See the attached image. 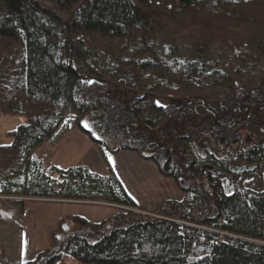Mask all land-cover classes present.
Instances as JSON below:
<instances>
[{
	"label": "trees",
	"instance_id": "obj_1",
	"mask_svg": "<svg viewBox=\"0 0 264 264\" xmlns=\"http://www.w3.org/2000/svg\"><path fill=\"white\" fill-rule=\"evenodd\" d=\"M52 1L65 19L37 0H0V114L24 117L7 132L11 142L0 145V178L10 171L21 177L0 192L138 207L108 164L107 153L123 149L153 160L184 196L160 202L157 216L120 209L90 224L74 215L70 230L61 219L50 246L20 264H56L64 255L77 264H264V172L242 174L232 187L220 173L232 156L205 154L199 140L217 131L211 141L232 143V106L264 93V72H256L264 66V0ZM213 18L251 31L233 38ZM179 29L189 38H177ZM219 43L224 97L200 80ZM85 49L94 67L81 59ZM108 53L113 64L98 66ZM66 107L91 117L93 129L77 125L99 147L109 174L83 164L46 167L33 156L37 145L58 137ZM236 119L238 162L256 156L260 163L261 144L247 153L253 130Z\"/></svg>",
	"mask_w": 264,
	"mask_h": 264
},
{
	"label": "rangeland",
	"instance_id": "obj_2",
	"mask_svg": "<svg viewBox=\"0 0 264 264\" xmlns=\"http://www.w3.org/2000/svg\"><path fill=\"white\" fill-rule=\"evenodd\" d=\"M40 5L49 7L62 19L67 17L64 10L57 9L52 0H37ZM216 28L223 32H230L233 38H240L248 33L249 25L226 22L213 18ZM213 26V25H212ZM177 38L183 40L189 38L190 31L185 29L175 30ZM192 34V33H191ZM108 43H116L117 38L103 37ZM213 59L211 65L207 66L200 77L201 82L208 85L209 89L223 97L225 88L220 84L221 72L224 71L226 60L222 44L214 45ZM86 52V53H85ZM81 55V59L88 65L94 67V61L87 49ZM177 54H182L180 51ZM175 54V55H177ZM174 55V56H175ZM178 57L181 55H177ZM181 56L179 60H183ZM116 59L115 55H101L98 58V66L108 69ZM217 71V72H216ZM264 72V66L257 67L256 72ZM214 72V75H210ZM217 73V74H216ZM109 76L108 73H104ZM255 85L251 84V87ZM159 95V94H158ZM232 99V97H230ZM65 118L60 125V134L57 139L46 140L33 149V156L39 159L44 166L56 165L66 168L73 165L83 164L90 170L103 171L106 164L105 157L99 147L83 132L78 124L80 120L86 127L93 129L90 116L79 118L74 111L67 107L64 109ZM24 117L18 114H0V145L11 142L7 134L9 130L15 129ZM238 126V125H237ZM235 127V129L237 128ZM236 131V130H235ZM96 136L98 133L94 132ZM227 134V133H225ZM100 137V136H99ZM226 137H230L227 136ZM135 152V151H134ZM109 154V153H107ZM141 159H143L141 157ZM112 161L118 167L120 177L126 184L128 193L139 203L138 207L113 206L95 200H77L71 198H59L57 200H46L34 196L16 199L14 195L0 192V264H20L21 262L34 259L43 249L50 246L52 231L57 227L59 220L63 219L65 230L76 226L70 216L78 215L85 218L90 224H97L113 217L120 209H128L134 212H143L157 216L153 211L157 205L165 199L181 201L184 193L171 177L162 176L153 160L150 165L130 157L125 158L120 152L113 154ZM107 174L109 169L105 165ZM21 177L16 172H8L0 178V189L8 180ZM56 264H77L69 256L64 255Z\"/></svg>",
	"mask_w": 264,
	"mask_h": 264
},
{
	"label": "flooded vegetation",
	"instance_id": "obj_3",
	"mask_svg": "<svg viewBox=\"0 0 264 264\" xmlns=\"http://www.w3.org/2000/svg\"><path fill=\"white\" fill-rule=\"evenodd\" d=\"M241 108H243V111H240ZM241 108H239L236 103H234V105L232 106V122L229 121V124L232 126V136H231L232 143L226 144V142L228 141L225 142L222 141L221 143L211 141L212 138H215L214 135H216L215 132L217 131L211 132L212 134L210 137H206L202 135L199 139L201 142L200 147L202 148L203 153L205 154L212 153L214 156L220 155V157L221 154L223 153L224 156L226 157L229 154L232 156V159L230 161L231 162L230 166L220 170L221 176H223L224 179L232 178V187L234 186L233 179L234 180L239 179L242 176V174L251 177L259 168H261L262 171L264 172V160H262L260 163H257L255 161L256 156L254 157V159L252 158L251 160L248 159V161H245V163L243 164L242 162L241 163L238 162L237 159L238 149H237L236 131H235V127L237 126V123H239L237 122L236 116L239 115V118L245 122V125L250 124L251 127L249 128V130H253V132L249 131L251 135H249V137L247 138L249 140L247 153L248 152L252 153L253 148L258 144H261V148L264 150V135H262V139H258L259 138L258 136L264 133V93L257 92L246 95L244 97V103L241 106ZM208 114L210 115L211 113ZM195 118L196 117H193L194 121ZM193 125H195V122H193ZM147 127L149 131L152 132L153 128L148 125ZM164 130L169 132V130L166 129V127H164ZM176 136L181 137L183 135L179 134ZM218 136L220 137L221 135ZM220 138L221 140H223L222 137ZM169 140H171L170 136L163 138V142H168ZM160 144H162V142ZM216 177H219V175H217Z\"/></svg>",
	"mask_w": 264,
	"mask_h": 264
},
{
	"label": "crops",
	"instance_id": "obj_4",
	"mask_svg": "<svg viewBox=\"0 0 264 264\" xmlns=\"http://www.w3.org/2000/svg\"><path fill=\"white\" fill-rule=\"evenodd\" d=\"M58 138V137H57ZM56 138V139H57ZM44 142V141H43ZM42 142V143H43ZM41 144V143H40ZM121 153L125 158H127V157H130V158H135V159H137L139 162L140 161H143V163H145V165H150L149 163H150V161H146V159H141V157L136 153V152H134V151H132V150H119V151H117V152H115V153H109V154H107V158H108V164L114 169V171H115V173H116V175L118 176V178L121 180V182L123 183V185L125 186V188H126V184H125V182H124V180L120 177V173H119V169H118V167L114 164V162L112 161V156H113V154H117V153ZM106 165V164H105ZM105 165H104V170L103 171H96V172H99V173H101V174H107V170H106V168H105ZM139 204V203H138Z\"/></svg>",
	"mask_w": 264,
	"mask_h": 264
},
{
	"label": "built area",
	"instance_id": "obj_5",
	"mask_svg": "<svg viewBox=\"0 0 264 264\" xmlns=\"http://www.w3.org/2000/svg\"><path fill=\"white\" fill-rule=\"evenodd\" d=\"M38 198H43V199H46V200H57V199H59V198H57V197H38ZM69 200H72V199H69ZM75 200V199H74Z\"/></svg>",
	"mask_w": 264,
	"mask_h": 264
}]
</instances>
